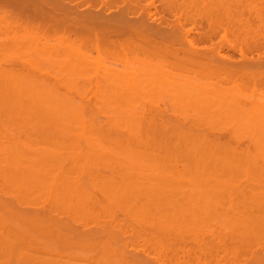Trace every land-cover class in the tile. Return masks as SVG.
<instances>
[{"label":"bare ground","instance_id":"1","mask_svg":"<svg viewBox=\"0 0 264 264\" xmlns=\"http://www.w3.org/2000/svg\"><path fill=\"white\" fill-rule=\"evenodd\" d=\"M153 1L0 0V264H264V0Z\"/></svg>","mask_w":264,"mask_h":264},{"label":"rangeland","instance_id":"2","mask_svg":"<svg viewBox=\"0 0 264 264\" xmlns=\"http://www.w3.org/2000/svg\"><path fill=\"white\" fill-rule=\"evenodd\" d=\"M157 2H161V1H160V0H159V1H158V0H154V1H153V3H157ZM154 5H155V4H154ZM158 5L160 6V4L157 3L155 7L157 8ZM157 11L160 12V7L157 8ZM165 16H166L167 18L169 17L170 20H172V18H173V16L170 15V14L165 15ZM169 18H168V19H169ZM187 27H189V25H187ZM195 28H196V31L199 30L197 27H195ZM193 31L196 32L194 29H193ZM217 34H218V33H217ZM217 34L215 33V34H214L215 36L213 35V38H212L213 40H214V39H215V40L217 39V37H218ZM19 123H20V122H19ZM13 124L15 125V123H13ZM16 124H18V123H16ZM24 124L27 125L25 122H24ZM24 124H22V125H24ZM72 124H74V123H70L71 127L68 125V128H67V129H68L70 132H72V133H76V132H77L76 130L78 129V125L76 126V124H74V126H73ZM14 125H13V126H14ZM25 125H24V127H25ZM7 127H9V125H8ZM17 127H18V126H17ZM19 128H20V127H19ZM39 128H40V127H39ZM50 128L53 129V130L55 129L53 126H49V129H50ZM74 128H75V129H74ZM76 128H77V129H76ZM0 129H1V128H0ZM9 129H10V128H8V130H9ZM22 129H24V128H22ZM49 129H48V130H49ZM58 129H59V128H57V130H58ZM65 129H66V128H65ZM2 130H3V129H2ZM11 130H13V129H11ZM27 130L29 131V129H27ZM27 130H26V131H27ZM34 130H36V129H34ZM78 130H79V129H78ZM14 131H17V130H14ZM19 131H23V130H19ZM46 131H47V130H46ZM49 131L51 132L52 130H49ZM54 131H55V130H54ZM58 131H60V130H58ZM37 132H38V131H37ZM52 133H53V134H56L57 131H56L55 133L52 131ZM66 133H67V132H66ZM62 134H63V133H62ZM58 135L61 136L60 134H58ZM73 135H77V136H78V134H73ZM73 135H70V137L73 136ZM79 135H80V134H79ZM55 136H56V135H55ZM66 136H67V135H66ZM53 137H54V136H53ZM57 137H58V136H56L55 139H56V140H59V139H57ZM62 137L64 138V136H62ZM62 137H60V140L62 139ZM82 137H83V136H82ZM82 137H81V139H80V137H79V138H76L75 136H74L73 138H74V139H78V141H79V139L82 140ZM58 138H59V137H58ZM66 138H67V137H66ZM66 138H65V139H62V140L65 141ZM73 138H71V140H72ZM55 139H53V140H55ZM67 139H70V138L68 137ZM74 139H73V141H75ZM71 140H69V141H71ZM73 141H72V142H73ZM66 142H68V141H66ZM75 142H76V141H75ZM79 142H80V141H79ZM263 162H264V161H261V162L259 161V162L257 163V161H256L257 164H263ZM253 163H255V162H253ZM241 174H242V173H240V175H241ZM262 174H264V173H262ZM238 175H239V174H238ZM243 175H245V173L242 174L241 176H243ZM260 175H261V174H260ZM249 176H250V175H249ZM249 176L247 175V176H245V177H248V179H249V178H252V177H254V176L257 177V176H259V174L256 175V173H255L254 176H252V177H249ZM261 176L263 177L264 175H261ZM240 178H241L242 180L244 179V177H243V178L240 177ZM254 178H255V177H254ZM248 179H247V180H248ZM263 179H264V177H263ZM244 181H245V180H244ZM245 182H246V181H245Z\"/></svg>","mask_w":264,"mask_h":264}]
</instances>
